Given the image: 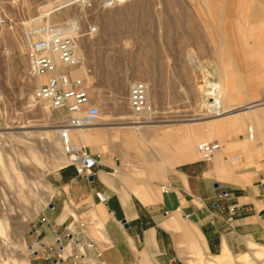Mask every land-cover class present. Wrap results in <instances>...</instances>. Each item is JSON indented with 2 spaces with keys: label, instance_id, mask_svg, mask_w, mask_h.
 <instances>
[{
  "label": "rangeland",
  "instance_id": "1",
  "mask_svg": "<svg viewBox=\"0 0 264 264\" xmlns=\"http://www.w3.org/2000/svg\"><path fill=\"white\" fill-rule=\"evenodd\" d=\"M38 13L74 22L83 61L72 72L85 76L93 101L119 105L137 79L147 82L151 101L166 84L168 116L144 124L208 118L201 113V68L233 111L222 119L236 118L231 131L249 137L252 109L244 106L254 105L264 85V0H127L111 7L99 0H0V264H30L28 228L68 161L58 132L63 110L32 98L38 79L27 71L23 30ZM178 91L182 102L169 101ZM98 107L99 119L105 108ZM127 110L128 125L140 128ZM217 264H264V249Z\"/></svg>",
  "mask_w": 264,
  "mask_h": 264
},
{
  "label": "crops",
  "instance_id": "2",
  "mask_svg": "<svg viewBox=\"0 0 264 264\" xmlns=\"http://www.w3.org/2000/svg\"><path fill=\"white\" fill-rule=\"evenodd\" d=\"M166 88L160 85L159 94L151 93L152 118L168 116L162 108ZM179 93L169 101L182 102ZM93 102L105 108V116L71 129L70 139L84 143L99 164L91 176L78 174L69 161L59 166L52 207L44 205L36 215L27 243L52 242L64 223L80 219L96 242L83 264H191L208 257L207 264H217L264 249L262 107L249 110L254 135L246 137L231 131L236 118L159 119L134 128L127 122L133 120L128 98L117 100L119 105L111 98ZM203 139L220 143L209 159L196 147ZM164 183L167 190L161 188ZM222 189L230 196H220ZM96 190L106 194V202L98 200ZM230 203L237 206L232 221L226 219ZM42 214L46 221L40 222ZM29 263L65 264L32 254Z\"/></svg>",
  "mask_w": 264,
  "mask_h": 264
},
{
  "label": "built area",
  "instance_id": "3",
  "mask_svg": "<svg viewBox=\"0 0 264 264\" xmlns=\"http://www.w3.org/2000/svg\"><path fill=\"white\" fill-rule=\"evenodd\" d=\"M127 0H99L101 6L111 7ZM96 25H89V32H94ZM77 27L73 21H52L44 13L32 15L24 25V39L26 43L27 71L29 75L38 79L33 88L32 98L46 100L51 109H62L63 121L58 132L64 150L68 154V161L74 163L76 172L80 175H92L99 159L82 143H74L70 139L69 130L76 127H85L99 117L100 109L92 101L88 84L84 75H75L73 70L83 61L78 45ZM213 77L201 74V107L202 114L216 115L220 112L217 101L218 81ZM149 87L145 80L137 79L129 87V104L136 119H152L154 104L149 100ZM254 103L264 106V85L261 87ZM196 147L204 159H209L220 147L217 140L203 139L197 142ZM233 155L230 158H235ZM163 190L168 184L161 185ZM99 201L106 202L107 196L103 191L96 190ZM222 197L230 196V192L222 189ZM46 205H50V201ZM236 204L230 203L226 207L228 221L234 218ZM39 221H46L42 214ZM92 223H95L93 220ZM85 223L80 219H72L64 223L63 229L56 233L52 242H45L36 238L27 243V251L37 257L62 261L65 264H83V256L94 254V239L87 236ZM90 263V262H88ZM87 263V264H88Z\"/></svg>",
  "mask_w": 264,
  "mask_h": 264
},
{
  "label": "bare ground",
  "instance_id": "4",
  "mask_svg": "<svg viewBox=\"0 0 264 264\" xmlns=\"http://www.w3.org/2000/svg\"><path fill=\"white\" fill-rule=\"evenodd\" d=\"M202 73H203V71H202L201 68L196 69L197 79H200V76H201ZM198 86L201 87L200 83H199ZM219 90H220V87H219V84H218L217 101H218V105H219L218 109H220V112L218 114H216V115H209V116L207 115L208 118H210V117L211 118H220V117H224V116L230 115V113L233 112V111L228 112L229 110H226V108H224V102L222 101V97L220 95ZM251 102H254V101H251ZM251 102H249V103H251ZM260 106H263V105L254 103L253 106H249L248 104H245L244 108L251 107V109L255 111V110H258L260 108ZM135 120H138V121L134 122V124H136V127H141L145 122L149 121V120L143 121V120H139V119H135ZM80 128H83V127H76V128H72V129H80ZM70 130H69V135H70Z\"/></svg>",
  "mask_w": 264,
  "mask_h": 264
},
{
  "label": "water",
  "instance_id": "5",
  "mask_svg": "<svg viewBox=\"0 0 264 264\" xmlns=\"http://www.w3.org/2000/svg\"><path fill=\"white\" fill-rule=\"evenodd\" d=\"M91 176V175H90Z\"/></svg>",
  "mask_w": 264,
  "mask_h": 264
}]
</instances>
